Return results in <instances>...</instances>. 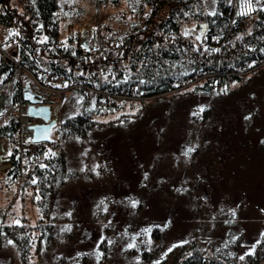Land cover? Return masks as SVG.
<instances>
[{"label": "trees", "instance_id": "trees-1", "mask_svg": "<svg viewBox=\"0 0 264 264\" xmlns=\"http://www.w3.org/2000/svg\"><path fill=\"white\" fill-rule=\"evenodd\" d=\"M59 1L30 0L18 7L13 0H0V25H5L8 37L18 43L17 60L30 69H41L42 79L69 77L80 84L62 96L54 133L38 152L37 162L24 175L19 166L21 142L17 105L25 99L16 82L9 87L5 109L0 114V140L7 141L10 154V165L4 173L12 180L21 181L24 177L22 182L30 183L40 217L34 225H29L35 232H26L22 225L18 230L23 234L20 237L16 231L8 229L0 213V247L6 239L11 240L17 248L20 264H26V245L32 241L42 264H111V244L116 242L114 231L119 221L113 204L118 206L117 202L125 199L114 200L113 190L116 187V192H123V185L121 181L115 184L110 175L111 162L104 153L102 131L107 121H100L98 117L124 111L126 106L135 104L142 109L150 98L189 88L194 76L199 78L194 81L192 90L205 94L227 91L231 83L250 79L239 72L252 67L254 60H264V8L255 9L250 16L238 11L236 0H214L212 6H208L206 0H145L153 5L151 13L140 26H128V32L121 36V45L83 53L76 43L75 28L70 29L73 24H65L69 33L61 34ZM117 1L100 0L103 4ZM137 1H129V17L134 15ZM71 6L73 14L76 10L72 11ZM78 11L83 13V8ZM94 16L92 12L90 19ZM248 17L246 25L244 21ZM14 68L11 61L0 63V94L6 91ZM101 73L106 76L101 77ZM209 75L211 79H207ZM90 88L100 89L112 98L101 100L100 94ZM116 93L133 96L117 101L113 97ZM217 99L202 101L192 108L183 132L188 138L186 151L189 148L194 151L179 164L178 171L182 172L179 179L169 175L166 183L162 186L158 183L154 188L163 187L187 207L188 214L184 217L189 220V228L180 242L159 259L148 260L150 252L140 245L138 253L148 264H259L264 260V232L252 250L241 253L239 244H243L244 237L242 230L234 227L237 214L233 215V208L235 205L240 208L246 202L242 197L246 190H236V195L227 191L237 173L231 171L224 188L220 189L221 175L212 170L211 162L198 159L199 147H203V151L210 144L218 146L217 140L210 138L211 132L221 131L217 120L214 117L211 120L213 107L220 103ZM250 99H253L250 108L244 105L248 103L245 99L239 112L233 114L234 120L235 116L241 118L246 131L259 106L254 103L253 95ZM222 111L223 116L231 115L225 109ZM128 115H133V120L140 117L139 112ZM128 115L121 114L119 119H128ZM165 131L164 126L160 135ZM70 142H76L84 153H71ZM224 147L222 143L219 148ZM216 156L220 157L218 151H214L212 160H216ZM233 196L237 204L230 201ZM85 227L98 232L91 249L80 247ZM122 227L121 241L127 243L129 222H123ZM151 231V238L161 237L156 223ZM138 239L133 244H141ZM130 253L132 249L123 244L121 254ZM41 254L47 256L42 259ZM241 256L244 259H240Z\"/></svg>", "mask_w": 264, "mask_h": 264}, {"label": "rangeland", "instance_id": "rangeland-1", "mask_svg": "<svg viewBox=\"0 0 264 264\" xmlns=\"http://www.w3.org/2000/svg\"><path fill=\"white\" fill-rule=\"evenodd\" d=\"M129 1L118 0L116 3L103 4L100 0H60L57 12L61 34L69 33L65 28V24H68L67 26L73 24L70 29L75 28V34L79 24H88L98 26L99 29L100 26L113 28L121 39V36L128 32L127 28L130 24L137 26L134 19L137 18V12H139L138 2L140 0L136 2V10H134L132 17H129ZM25 2H30V0H13V3L18 7H23ZM213 2L214 0H206L208 6H212ZM72 3L73 6H71ZM236 3L235 6L239 12L250 16L255 9L264 8V0H236ZM70 6L72 11L76 10L73 14H71ZM79 8H83V13L78 11ZM92 12L95 13V16L90 19ZM121 14H123L122 17ZM249 20L250 17L246 18L244 24L248 25ZM9 39L12 40V38ZM15 42L17 43V41ZM263 67L264 61L248 69L241 70L239 73L242 76L245 75L251 78L242 82L231 83L227 91L207 94L201 90L195 89L193 91L192 86L195 82L190 81L189 88L181 89L177 93H169L148 99L142 109L139 108L140 105L135 104L132 107L126 106L124 111H115L105 117H98L100 121H107L102 131L105 135L103 139L104 153L111 162V166H109L111 168L110 175L116 181L115 184L118 185V181H121V185H123L121 187L123 192H116V187L113 190L114 200L117 202L119 198L125 199L117 202L118 206H116V203L113 204V208L116 210V219L119 221L117 229L114 231V234L117 235L116 242L111 244V257L109 256L111 264H148L149 261L145 258L141 259L142 257L138 253L140 245H143L150 252L148 260L152 258L159 259L168 249L179 243L182 235L187 232L189 220L184 217L188 214L186 212L187 207L181 203L178 197H174L161 186L166 183L165 181L168 180L169 175H174L173 179H179L182 174L181 171H178V168L180 167L179 164L185 162L186 156L184 153L186 152V140L188 139L186 133L183 132L184 122L191 115L193 107L211 98L220 100V107L217 104L213 107V116L212 119L210 118L213 120L214 117L221 127L218 134L211 132L210 135V138L217 140L218 146L210 144L209 148L203 151V147H199L201 154L198 159H200V162L201 160L211 162L212 170H216L215 172L221 175L222 179L219 180L220 189L224 188L226 178L231 171L237 173V178L235 177L232 180V187L227 191L231 195H236V190H246V193L242 196L246 202L240 208H237V205L233 208L235 214H237L234 227L240 232L242 230V236L244 237L243 244H239L241 253L250 251L257 245L255 242L260 234L264 232V70L261 69ZM79 85L77 83L72 85L71 88ZM71 88L61 91L59 94L56 93L57 98L54 102L52 100L45 101L49 106L51 104L57 107L55 117L57 121L59 119L58 110L61 98ZM91 89L89 90L94 92V89ZM96 93L100 94L101 100H106L103 98V91ZM252 95L254 103L259 106L257 114H254L253 120H251L253 123H250V129L246 131L241 118L235 116L234 120L233 114L239 112V107L242 105L241 103L244 104L243 100L245 99L248 100V103L244 105L250 108L253 102V99H250ZM4 96L5 91L0 94V97ZM132 96L123 93L119 99L117 97L115 99L122 101ZM5 102L0 114L5 109ZM222 102L223 104L225 102V105ZM223 109L231 115L223 116ZM135 112H139L140 117L133 120V115L128 114H135ZM17 113L19 118L18 105ZM121 114L128 115V119H119ZM225 117L228 119H225ZM164 126L166 131L163 135H160L159 132ZM54 128L55 126L51 129L49 139L54 133ZM22 141L23 137L20 131V142L22 143ZM2 143L6 145L4 156L10 157L7 141L0 140V144ZM44 143H42V146ZM222 143L225 145L223 150L219 148ZM68 147L71 153H75V155L83 150L76 142L68 143ZM214 151L220 153V157L216 156V160H212ZM36 155L38 160V153ZM9 165L10 161H7V165L0 169V213L3 214L4 224L8 225V229L11 232L16 231L18 236L22 237V232H18L22 225L26 232H35L30 230V226L34 225L40 217L39 207L34 189L30 186V183L24 184L22 182L24 177L21 181H17L5 175L4 171ZM205 171H208V167L205 168ZM20 172L23 175L26 174L22 173L21 167ZM145 175H147L146 179ZM158 183L161 185L160 189L155 190L154 188ZM147 190L150 191L147 192ZM203 193L206 194V190ZM234 198V196L231 197L230 201L233 203L232 200H234L237 204ZM130 200L138 201L137 209L130 208L132 207L129 203ZM173 201L175 202L172 203ZM123 222H129L130 224L127 243L121 241L123 240ZM154 223L158 225L159 232H161L160 238L150 237V233L152 234L151 227ZM91 228H84L83 234L85 237L83 243L80 244L82 249H91L96 243L98 232L97 229H94V232L89 231ZM146 229L150 231H145ZM139 234L141 237H139ZM138 238H140L141 244H134L136 249L134 247L130 248L132 253L127 256L121 254L123 244H133L139 240ZM9 241L11 240L6 239L0 247V264H20L17 259V248ZM41 256L43 259V256L47 255L41 254ZM25 259L26 264H42L40 256L35 251L34 241L26 245ZM259 264H264V260H261Z\"/></svg>", "mask_w": 264, "mask_h": 264}, {"label": "built area", "instance_id": "built-area-1", "mask_svg": "<svg viewBox=\"0 0 264 264\" xmlns=\"http://www.w3.org/2000/svg\"><path fill=\"white\" fill-rule=\"evenodd\" d=\"M153 9L151 3H147L145 0H140L138 2V11L137 18L134 19L137 26H140L141 23L147 20L149 14ZM2 11V4H0V12ZM106 22V21H105ZM104 22V24H105ZM247 23V21H246ZM76 43L78 48L83 52H90L93 50H101L109 46H118L120 44V38L117 36V33L113 28L103 27L88 24H79L76 31ZM17 43L12 39L8 38V29L5 25H0V63H6L11 61L15 64L13 75L8 83L7 89L5 91V96L0 97V111H2L4 102L7 99V94L11 83L14 81L17 83L18 88L23 96V92L26 90L31 91L39 103L49 102L57 98L56 93H60L68 88H71L72 85H76L72 78L63 77L57 80L52 78L42 79V70L39 68L30 69L20 63L17 60ZM264 60L252 61V66L258 65ZM248 69V68H246ZM101 77L106 76L105 74H100ZM198 76L193 77V81L198 80ZM207 79H211V76H207ZM96 92H101L100 89L94 90ZM123 95V93H116L113 97L118 99ZM56 96V97H55ZM103 98H112V95L104 93ZM25 99V98H24ZM3 101V102H2ZM29 102L25 99L18 103V112H19V125L20 131L23 137L21 143V152H20V167L22 173H27L29 168L35 164L37 160V153L42 148V143L39 141H32L30 139L31 129L28 128L29 125L37 124L43 120L37 117H32L27 115L26 110ZM51 116L53 113L57 112V107L50 104Z\"/></svg>", "mask_w": 264, "mask_h": 264}, {"label": "water", "instance_id": "water-1", "mask_svg": "<svg viewBox=\"0 0 264 264\" xmlns=\"http://www.w3.org/2000/svg\"><path fill=\"white\" fill-rule=\"evenodd\" d=\"M23 97L29 102L26 110L27 115L43 120L40 123L28 126L31 129L30 139L32 141L46 142L49 139L52 127L57 123L56 118L51 116L49 104L39 103L35 95L29 90L23 92ZM4 160L10 161V157L7 156Z\"/></svg>", "mask_w": 264, "mask_h": 264}, {"label": "snow or ice", "instance_id": "snow-or-ice-1", "mask_svg": "<svg viewBox=\"0 0 264 264\" xmlns=\"http://www.w3.org/2000/svg\"><path fill=\"white\" fill-rule=\"evenodd\" d=\"M249 10H251V9H249ZM226 90V89H225ZM200 111L201 112H203L204 111V109L203 108H201L200 109ZM195 114V113H194ZM249 117H246V119H248ZM192 151H194V149H192V148H189L185 153H184V155L185 156H188L189 155V153L190 152H192ZM147 178V175H145V179ZM33 183H36V181L35 180H33L32 181ZM177 191H180L179 189L177 190ZM101 204H103L104 203V201L102 200L101 202H100ZM129 203L131 204V206L133 207V208H135L136 206H137V204H138V201H135V200H130L129 201ZM105 210H106V208H105ZM233 215H235V213L233 212ZM145 231H150V230H145ZM9 243H12L11 241H9ZM128 247L129 248H132V247H135V245L134 244H130V245H128ZM169 251H171V249H169ZM240 259H244V257L243 256H241L240 257Z\"/></svg>", "mask_w": 264, "mask_h": 264}, {"label": "bare ground", "instance_id": "bare-ground-1", "mask_svg": "<svg viewBox=\"0 0 264 264\" xmlns=\"http://www.w3.org/2000/svg\"><path fill=\"white\" fill-rule=\"evenodd\" d=\"M53 116H55V113H53ZM5 151H6V145L4 143L0 144V169L4 168L7 165V161L4 160Z\"/></svg>", "mask_w": 264, "mask_h": 264}]
</instances>
